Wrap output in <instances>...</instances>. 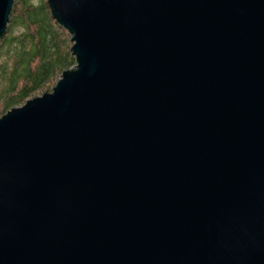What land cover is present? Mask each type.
<instances>
[{"label":"water","instance_id":"95a60500","mask_svg":"<svg viewBox=\"0 0 264 264\" xmlns=\"http://www.w3.org/2000/svg\"><path fill=\"white\" fill-rule=\"evenodd\" d=\"M47 6L76 64L0 117V264H264V0Z\"/></svg>","mask_w":264,"mask_h":264},{"label":"trees","instance_id":"16d2710c","mask_svg":"<svg viewBox=\"0 0 264 264\" xmlns=\"http://www.w3.org/2000/svg\"><path fill=\"white\" fill-rule=\"evenodd\" d=\"M70 38L52 19L45 0H14L0 39V116L52 89L73 68Z\"/></svg>","mask_w":264,"mask_h":264},{"label":"rangeland","instance_id":"374dc122","mask_svg":"<svg viewBox=\"0 0 264 264\" xmlns=\"http://www.w3.org/2000/svg\"><path fill=\"white\" fill-rule=\"evenodd\" d=\"M29 1L32 2V3H34V4H37L39 0H29ZM45 1H46V3H47V0H45ZM70 42H71V41H70ZM71 46H72V43H71ZM74 66H75V65H74ZM74 66H73V67H74ZM53 87H54V86H53ZM51 90H52V89H48V90L45 91V92H50ZM45 92H44V93H45ZM40 95H41V93L37 94L36 96H40ZM24 103H25V102H24ZM24 103H22L21 105L16 106V107H20V106H22ZM16 107H15V108H16ZM4 114H5V113L1 114V116L4 115ZM1 116H0V117H1Z\"/></svg>","mask_w":264,"mask_h":264}]
</instances>
